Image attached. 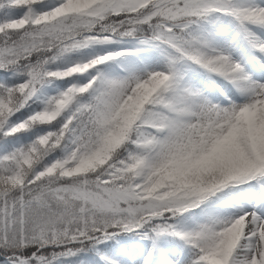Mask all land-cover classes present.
I'll use <instances>...</instances> for the list:
<instances>
[{
	"label": "snow or ice",
	"instance_id": "1",
	"mask_svg": "<svg viewBox=\"0 0 264 264\" xmlns=\"http://www.w3.org/2000/svg\"><path fill=\"white\" fill-rule=\"evenodd\" d=\"M0 264H264V0H0Z\"/></svg>",
	"mask_w": 264,
	"mask_h": 264
}]
</instances>
